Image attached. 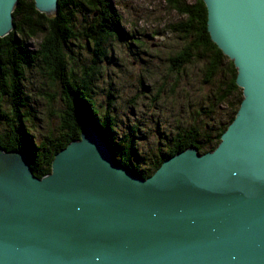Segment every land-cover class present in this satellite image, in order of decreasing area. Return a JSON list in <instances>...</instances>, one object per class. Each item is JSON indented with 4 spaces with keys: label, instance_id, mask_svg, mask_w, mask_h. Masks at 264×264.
I'll return each instance as SVG.
<instances>
[{
    "label": "water",
    "instance_id": "water-1",
    "mask_svg": "<svg viewBox=\"0 0 264 264\" xmlns=\"http://www.w3.org/2000/svg\"><path fill=\"white\" fill-rule=\"evenodd\" d=\"M203 1L243 91L218 146L188 147L149 177L90 127L42 177L0 146V264H264V0ZM17 2L0 0V38Z\"/></svg>",
    "mask_w": 264,
    "mask_h": 264
},
{
    "label": "rangeland",
    "instance_id": "rangeland-1",
    "mask_svg": "<svg viewBox=\"0 0 264 264\" xmlns=\"http://www.w3.org/2000/svg\"><path fill=\"white\" fill-rule=\"evenodd\" d=\"M108 1L74 0L67 5L74 10L71 12H64V8L60 11L58 2L57 11L47 14L40 11L33 0L36 9L49 18L61 16V13L69 17L72 13L77 40L61 48L66 61V68L59 71L61 75L42 67L40 57L32 66L21 67L19 90L27 105L18 108L24 122L22 127L16 123L18 133L21 135L23 129L28 131L31 138L40 143L37 145L39 149L48 147L59 135L71 132L75 126L80 128V133L71 141L80 139L84 127L95 130L105 140L102 125L104 116H108L116 125L117 141L122 145L132 144V166L117 161L115 153L114 160L136 174L133 167L153 174L166 159L175 155L167 152L174 145L178 132L185 128H193L199 134L197 140L200 142L206 141L209 133L212 138L209 145H214L217 120L223 118V122L227 121L226 112H230L231 107L229 101L234 103L237 98V94L232 93L221 103L214 97L216 89H223L222 82L227 80L223 74L224 62L218 60L214 75L207 78L205 64L209 63L211 53L203 51L201 46L193 50L189 48L199 37L194 33L183 36L178 26L189 17L170 8L167 0ZM182 1L194 4L197 0ZM110 9L115 13L102 15ZM53 23L56 27L61 24L60 21ZM102 25L100 34L98 28ZM87 28L94 29L99 35L87 33ZM15 29L14 21V28L8 34ZM50 33L48 25L35 36H17L35 52L41 50L42 40ZM67 84L73 86L67 87ZM240 89L236 92L239 93ZM17 96L12 93L11 100L16 102ZM216 101L218 105L213 106L211 113L207 112V104ZM6 102L4 105L8 106L7 98ZM91 113L96 114L92 117ZM71 115L75 125L69 121ZM3 130L4 124L0 123V131ZM119 149L124 151L121 145ZM209 149L211 146L204 150L211 151ZM20 152L31 159L27 152ZM199 152L205 153L200 149ZM31 163L30 160L32 169Z\"/></svg>",
    "mask_w": 264,
    "mask_h": 264
},
{
    "label": "trees",
    "instance_id": "trees-1",
    "mask_svg": "<svg viewBox=\"0 0 264 264\" xmlns=\"http://www.w3.org/2000/svg\"><path fill=\"white\" fill-rule=\"evenodd\" d=\"M73 2L74 0H59L60 11H63V8L64 12L74 11L72 8L67 7L68 3ZM105 2L109 1L105 0ZM167 3L169 4L170 8L176 9L179 14H187L189 17L187 20H182L178 26V29L183 34V36H186L187 33H194L199 37V40H197L194 45H190L191 47L189 48L193 50L201 46L203 51L211 53L210 56L208 55L209 63L205 64L208 68L207 78H210L212 75H214L215 69L217 67L216 62H218V60L223 61L226 65V67H224L223 74L227 80H223L222 82L223 89L221 87L216 89V94H214V97L218 100H221L222 103V100L225 101L228 95H231L232 93L237 94L236 102L233 103L229 101L228 105L231 107L230 112H226L225 119H227V121L223 122V118L222 120H217V140L215 141L214 145H209L212 142V138L209 133L207 135V140L200 142L197 140V138L200 136L194 131L193 128H185L178 132L174 141V145L168 150L167 153L176 154L191 145H196L203 152H205L204 149H206L208 146H211V149L209 150H213L219 144L222 133L235 118L243 99V91L240 89L239 93L236 92L239 90V86L236 83L237 68L235 67L233 61L229 60L223 54L222 50L216 45V43L212 41L210 33L207 29V8L203 0H197L194 4H190L182 0H167ZM108 8H110V4L108 5ZM106 13L108 15L115 13V11L110 9L109 12H102V15H105ZM13 15L16 29L0 39V55L2 59V72L0 73V123L4 124V130L0 131V144L9 151L23 150L27 152L31 157V165L34 173L37 176L42 177L51 171V165L55 154L62 148L66 147V145L72 139L79 136L80 128H77V126L72 127L71 132L59 135L58 138L54 139L55 141H53L51 144H48V147L44 146L41 149H39L37 146L40 143L35 142L33 138H31L28 131L23 129V133L20 135L18 133L19 130L16 128V123L18 122L19 126L22 127L24 122L21 114L18 112V108L21 106H26L27 101L22 98L21 92L19 90L21 84L18 72H20L21 75V67H26V64L32 66L34 61H36V58L40 57L39 59L42 67L49 70L51 68L54 70L52 72L59 73L61 75V72L59 71L66 68V61L61 48L67 47L69 42H75L77 40L76 27L74 24V19L71 18L72 13L69 14V17H67L65 13H61V16L59 14L55 18L53 17L54 19L49 18L46 16V14L41 13L36 9L33 0H20L14 9ZM58 21H60L61 24L59 23L56 27V23L53 22ZM48 25L50 27L51 33L47 36V38L44 37L43 40L45 41L42 40L41 50L34 52V50L28 47V44L23 41V39L21 40L17 36V34L22 36H35L38 33L43 32L44 29H47ZM114 28L116 31L117 28ZM174 28L177 30V25H175ZM98 29L100 31L98 32L101 34L103 25ZM87 33L94 36L99 35V33H96L92 28H87ZM59 40L61 42H59ZM58 42L60 44L56 45ZM95 42L97 41L95 40ZM180 56L177 57V60H179ZM226 60L227 62H225ZM8 65L10 67L8 75H6ZM176 66H178V64H176ZM74 82L78 81L74 80ZM81 84L84 85V82H81ZM72 86L73 85L71 84H67V87ZM12 93L18 94L16 102L11 100ZM239 95H242L241 98ZM6 98L9 103L8 106L4 105ZM217 105L218 101H216L215 104L209 102L207 104L206 111L211 113L213 106L216 107ZM86 106L88 107V104H86ZM97 113H99V111H97ZM91 114L92 117H94L96 113L94 115L93 113ZM103 119L104 124L102 126H104V128L101 126L102 131H104L103 137L105 138L110 149L113 151V153H115L117 161L125 165L132 166V154L130 152L132 144L125 143V145H122L120 142H118L116 135L114 134L116 125L109 121L108 116H104ZM69 121L74 123L72 115ZM7 126L10 129H8ZM111 134L113 136H111ZM120 145L124 151L119 149ZM133 171L144 177H147L152 173V171H146L142 168L135 167H133Z\"/></svg>",
    "mask_w": 264,
    "mask_h": 264
},
{
    "label": "bare ground",
    "instance_id": "bare-ground-1",
    "mask_svg": "<svg viewBox=\"0 0 264 264\" xmlns=\"http://www.w3.org/2000/svg\"><path fill=\"white\" fill-rule=\"evenodd\" d=\"M59 2V1H58ZM168 7V6H167ZM1 146V145H0ZM2 147V146H1ZM3 148V147H2ZM198 150H199V148H198ZM19 153H21L20 151H18ZM31 160V159H30ZM118 164V163H117ZM35 174V173H34ZM48 174V173H47ZM138 175V174H137ZM37 176V175H36Z\"/></svg>",
    "mask_w": 264,
    "mask_h": 264
}]
</instances>
